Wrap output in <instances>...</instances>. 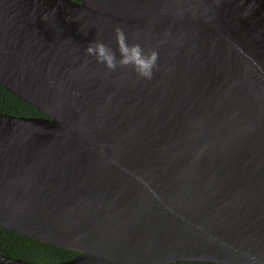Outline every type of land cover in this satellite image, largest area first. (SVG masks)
I'll use <instances>...</instances> for the list:
<instances>
[{
	"label": "water",
	"instance_id": "95a60500",
	"mask_svg": "<svg viewBox=\"0 0 264 264\" xmlns=\"http://www.w3.org/2000/svg\"><path fill=\"white\" fill-rule=\"evenodd\" d=\"M0 85V227L78 252L0 264H264V0H0Z\"/></svg>",
	"mask_w": 264,
	"mask_h": 264
},
{
	"label": "trees",
	"instance_id": "16d2710c",
	"mask_svg": "<svg viewBox=\"0 0 264 264\" xmlns=\"http://www.w3.org/2000/svg\"><path fill=\"white\" fill-rule=\"evenodd\" d=\"M0 111L12 115L44 116L40 110L0 85ZM0 252L28 262L57 263L77 251L18 234L0 227ZM170 264H219L204 261H179Z\"/></svg>",
	"mask_w": 264,
	"mask_h": 264
},
{
	"label": "clouds",
	"instance_id": "9594fccd",
	"mask_svg": "<svg viewBox=\"0 0 264 264\" xmlns=\"http://www.w3.org/2000/svg\"><path fill=\"white\" fill-rule=\"evenodd\" d=\"M117 37L119 40H122L123 35L119 28L116 30ZM86 52L89 55H94L95 59L99 63L105 64L106 67L112 69L116 67L114 62L113 55L106 49V46L103 42H95L90 44L86 48ZM121 59L120 64L127 65L131 63L134 66V69L143 78H150L152 75V68L155 65L156 53L152 52L149 56L143 57L140 55V52L137 48L131 50V55H129V49H127L122 43L120 45Z\"/></svg>",
	"mask_w": 264,
	"mask_h": 264
}]
</instances>
